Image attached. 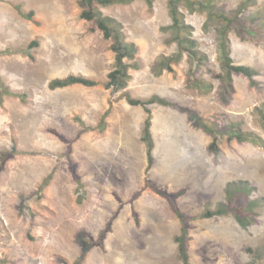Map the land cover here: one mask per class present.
Returning <instances> with one entry per match:
<instances>
[{
	"label": "rangeland",
	"instance_id": "rangeland-1",
	"mask_svg": "<svg viewBox=\"0 0 264 264\" xmlns=\"http://www.w3.org/2000/svg\"><path fill=\"white\" fill-rule=\"evenodd\" d=\"M200 1L234 14L248 0ZM200 1L180 4L208 58L195 74L186 54L172 72H158L162 58L178 51L168 29V0H155L152 7L135 0L100 8L124 25L127 40L138 47L139 69L130 68L127 87L117 91L105 86L115 69L112 41L80 18L79 0H0V52L10 51L0 56V76L11 92L24 96H6L0 108V158L12 154L0 170V264H182L175 241L181 222L169 200L150 186L183 191L175 202L194 218L190 264H264V144L219 134L213 151V137L187 111L218 132L233 125L264 142V24L258 25L264 0H251L242 17L257 29L254 37L243 38L236 25L230 32L231 57L256 72L255 84L233 75L229 89L221 81L220 24ZM20 11L34 16L28 20ZM126 62L132 66L135 60ZM69 75L99 85L49 87ZM190 77L213 89L190 87ZM127 94L143 101L160 96L172 104L148 107L155 146L151 168L142 140L148 114L130 105ZM236 181L255 188L258 223L242 226L234 213L202 218L226 201V188Z\"/></svg>",
	"mask_w": 264,
	"mask_h": 264
},
{
	"label": "trees",
	"instance_id": "trees-1",
	"mask_svg": "<svg viewBox=\"0 0 264 264\" xmlns=\"http://www.w3.org/2000/svg\"><path fill=\"white\" fill-rule=\"evenodd\" d=\"M135 0H79V5L82 8L80 18L88 22L93 23L91 31H100L103 34L104 39L111 40V50L115 54V69L108 75V82L106 83L107 89L122 90L125 89L128 85V82L131 78L129 74V69L134 68L139 69V64L136 61V55L138 53V47L135 43H131L127 40V35L125 33L124 25L119 22L117 19L104 15L100 8L109 7L116 4H130ZM149 7L153 6L155 0H145ZM182 1H186L189 5H193L195 1L200 0H168L170 15L172 18V25L168 29L173 33V41L178 45V51L175 55L170 57H164L159 63L158 72L160 70H168L172 72V64L180 63L184 55L186 54L191 62V73H197L202 67L203 64L208 60L206 54L200 51L198 42L193 39V29L191 26L187 25L185 21L184 14L181 10L180 4ZM205 2V1H204ZM202 2L200 1L202 8L210 10V19H215L220 24L219 26V35H220V52L223 69L225 70V76L221 77V81L225 85L226 89L231 87L233 75H243L247 77L252 84H255L256 72L246 66L235 65L231 57V39L230 32L232 31L233 25L239 28V33L243 38L245 36L254 37L256 33V28H252L250 22L246 23V20L243 21L242 17L249 12L251 6V0L245 1L240 10L234 14H227L221 10H213L214 6L211 2ZM17 9L20 10V7L17 6ZM24 18L31 20L34 16V12L31 11L27 14H24L22 11L19 12ZM242 19V20H241ZM264 24V18L259 22ZM33 45H38L37 42H33ZM10 51L6 50L0 52L1 55H8ZM132 64H128L126 61H133ZM81 85L85 87H95L99 85L98 82L86 78L84 76L69 75L63 79H55L51 81L49 87L52 90L63 89L71 86ZM190 87L197 89L202 93H208L213 89V85L210 83H205L204 81L195 80L193 77L189 79ZM225 89V90H226ZM6 96H17L21 99H24V96H20L11 92V90L6 86L2 77L0 76V108L4 102ZM127 102L132 106H141L145 109L148 114L144 129L142 140L147 146V156H148V168H151L154 165V140L152 135V114L148 108L152 104H159L163 106H171V102L167 101L160 96H154L150 100L143 101L139 99H134L130 95H126ZM174 106V105H173ZM181 110H184L180 108ZM190 114L191 120L194 122L196 127L202 128L209 135L213 137V142L210 145V149L213 151H218L217 148V137L220 134L228 135L229 140L236 139L238 142L250 141L256 145H263L264 142L262 138L256 134H244L241 130L234 129V126L231 125L226 132H218L215 127L208 125L200 115L194 111L187 110ZM262 117L264 118V111H261ZM106 116H103L101 124L98 126V129L103 132L106 129ZM12 157V154L6 155L0 158V170L4 169L6 162ZM78 183H80V178L77 177ZM49 178L44 180L40 187V191H43ZM147 187L149 183H147ZM155 192L163 197H166L172 210L177 215L181 222V234L175 238L176 243L179 246V255L181 258L182 264H190V257L187 250V241L188 234L190 230V223L194 220L192 217L186 216L177 206L175 200L183 194V191L178 193H168L163 191L155 186H150ZM255 193V188L249 184L247 181H236L228 184L226 188V201L220 203L216 211H206L202 218H211L214 216H223L230 213H234L239 223L242 226H248L253 223H258V217L256 213V208L259 205V199H253V194ZM140 195V192L134 196L136 199ZM119 212L117 211L112 220L108 223L107 228L102 233V237L105 238L107 233L110 231V227L118 217Z\"/></svg>",
	"mask_w": 264,
	"mask_h": 264
}]
</instances>
